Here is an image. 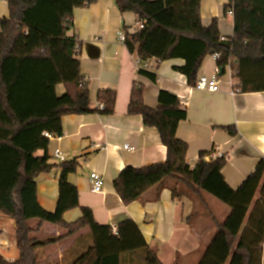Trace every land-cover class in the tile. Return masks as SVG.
Here are the masks:
<instances>
[{"label":"trees","instance_id":"obj_1","mask_svg":"<svg viewBox=\"0 0 264 264\" xmlns=\"http://www.w3.org/2000/svg\"><path fill=\"white\" fill-rule=\"evenodd\" d=\"M9 15L0 19V214L15 225L17 260L0 256V264H37V251L90 229L92 243L72 264H161L156 250L146 242L138 225L126 219L116 232L98 224L91 209L79 206L77 187L68 181L78 161L62 162L59 199L54 212L45 210L37 199V177L59 167L50 161L45 136L63 135L62 118L97 113L112 115L117 94L104 90L98 95L102 110L93 107L88 83L81 73L75 52L77 42L69 37L75 9L97 0H5ZM119 11L134 13L143 22L132 32L127 28L125 46L137 53L140 62L150 59H182L175 70L186 76L190 86L197 82L199 68L209 54L219 53L221 73L233 69L238 93L264 92V0H231L234 35L220 41L216 21L204 27L201 0H114ZM153 82L155 73L140 69ZM64 91L59 93V87ZM128 114L143 118L145 127L155 128L168 157L163 163L142 168L127 167L114 181L122 202L139 201L149 189L179 181L183 189L171 186L173 200L190 193L213 196L230 208L223 223L197 264H262L264 244V159L236 190L226 182L222 170L226 155L206 161L202 153L193 168L186 161L188 145L177 138L179 124L187 118L179 99L160 91L156 109L143 101V86L134 84ZM229 133L235 130L228 128ZM38 151H45L37 156ZM81 208L82 217L67 223L66 212ZM50 223L64 230L60 238L32 237L30 220Z\"/></svg>","mask_w":264,"mask_h":264},{"label":"crops","instance_id":"obj_2","mask_svg":"<svg viewBox=\"0 0 264 264\" xmlns=\"http://www.w3.org/2000/svg\"><path fill=\"white\" fill-rule=\"evenodd\" d=\"M230 1L201 0V21L204 27L216 21L220 35L231 39L234 18L229 10L225 12ZM8 15V3L0 0V17ZM139 22L134 13L122 14L114 0H97L86 8L75 9L68 36L75 38L79 46L81 73L88 83L93 107L99 103L101 91L111 90L117 94L115 110L112 115L90 113L62 118L63 135L50 140L46 152L50 161L59 167L37 177V199L45 210L55 211L62 162L54 157V151L59 149L65 156L64 162L78 161V167L68 175V181L77 187L79 206L91 209L98 224L109 225L116 232L121 221L130 219L138 225L147 244L156 250L161 264H197L203 246L202 233L210 226L208 218L213 223L217 221L212 212L209 217L199 215L201 207L208 206L207 194L190 193L173 200L171 186L174 181H168L162 188L149 189L139 201L125 205L115 191L114 181L125 168L163 163L168 157L159 132L145 127L141 116L128 114L133 86L135 83L143 86L144 104L152 109L158 106L160 91L179 99L187 118L179 124L177 138L188 145L187 163L193 168L202 153L206 156L216 152L226 155L222 174L234 190L264 159V92H235L231 65L219 75L220 91L211 93L196 90L188 84L185 75L175 70L185 64L182 59L158 61L153 58L140 62L137 53L129 52L119 40V34L124 33L125 28L132 32ZM216 67L217 61L212 54L207 55L197 79L211 77ZM140 69L155 73L157 81L139 74ZM63 91V87H59V93ZM228 128L235 133H229ZM36 154L43 156L45 151ZM93 172L103 178L100 193L90 189ZM80 207L66 212L64 220L67 223L79 220L82 217ZM9 220L0 214V256L13 262L18 259L19 252L15 225ZM28 224L34 230L32 237L38 240L60 238L67 233L50 223L39 227L40 222L36 219ZM91 243L90 229L86 228L39 249L37 264H72L80 246ZM75 245L77 251L72 250Z\"/></svg>","mask_w":264,"mask_h":264},{"label":"built area","instance_id":"obj_3","mask_svg":"<svg viewBox=\"0 0 264 264\" xmlns=\"http://www.w3.org/2000/svg\"><path fill=\"white\" fill-rule=\"evenodd\" d=\"M229 14L233 15V9H229ZM143 22H139L138 27H142ZM119 40L124 43L125 42V33H120L119 34ZM231 39L227 38L225 36H221L220 37V41L221 42H229ZM75 52L78 54L79 53V46L76 45L75 47ZM213 58L217 61L220 58V54L219 53H214ZM221 71L217 65L214 74L211 77H207V76H201L197 79L196 84L193 86L196 90L199 91H208L211 93H217L220 91V86H219V75H220ZM235 84V81H234ZM235 92H237V90H235ZM95 108L102 110L104 108V105L102 103H98L94 106ZM45 136L49 139L52 140L55 137L45 133ZM126 149L132 150V148H130L129 146H125ZM223 156H225L224 154H221L219 152H216L214 154L211 155H207L204 159L206 161H212V160H216L218 158H222ZM54 157L58 160H60L61 162L65 161V156L62 153V151H60L59 149H57L56 151H54ZM226 160H227V156ZM103 178L101 175H99L96 172L91 173L90 175V189L93 193H100L103 191Z\"/></svg>","mask_w":264,"mask_h":264},{"label":"rangeland","instance_id":"obj_4","mask_svg":"<svg viewBox=\"0 0 264 264\" xmlns=\"http://www.w3.org/2000/svg\"><path fill=\"white\" fill-rule=\"evenodd\" d=\"M1 19L3 17H0ZM177 185L178 189L182 190L183 189V185H181V183L179 181H174L173 182V186ZM207 202H208V206L206 207V204L204 205V207H201V214H199L200 216H206L209 217V213L212 212L213 216H215L217 218V221L223 223L224 220L226 219L227 215L230 212V208L226 205H224L223 203L219 202L217 199H215L213 196L207 195ZM4 217V216H2ZM7 219V218H6ZM208 222H210V226H208L207 229H205L202 233V238H203V246L201 249V253H200V258L203 254V252L205 251V249L207 248L208 244L211 242L212 238L214 237L215 233L217 232V227L215 225V223H213L209 218H208ZM10 223H12L11 220H9ZM14 229V228H13ZM14 233V231H13ZM12 233V241H13V245H14V234ZM82 246V248H81ZM79 248V251L76 250L77 246L75 245L72 250H76L77 252L75 255V258L73 259L72 263L74 262V260H76L77 258L81 257L83 255V253L85 252L87 246L85 245H81ZM14 247V246H13ZM15 248V247H14ZM74 253V252H71Z\"/></svg>","mask_w":264,"mask_h":264}]
</instances>
